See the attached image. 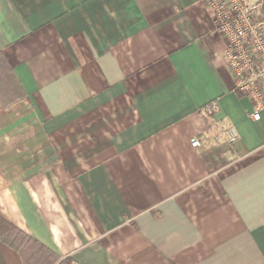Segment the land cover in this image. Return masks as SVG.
<instances>
[{
	"label": "crops",
	"instance_id": "crops-1",
	"mask_svg": "<svg viewBox=\"0 0 264 264\" xmlns=\"http://www.w3.org/2000/svg\"><path fill=\"white\" fill-rule=\"evenodd\" d=\"M225 47L201 0H0V213L76 264H264V109Z\"/></svg>",
	"mask_w": 264,
	"mask_h": 264
},
{
	"label": "built area",
	"instance_id": "built-area-1",
	"mask_svg": "<svg viewBox=\"0 0 264 264\" xmlns=\"http://www.w3.org/2000/svg\"><path fill=\"white\" fill-rule=\"evenodd\" d=\"M212 14L216 31L226 39L223 58L231 72L235 89L248 96L253 105L251 116L259 119L264 109V0H201ZM219 109L216 100L205 104L201 113L214 117ZM219 132L213 138L219 140L220 132L234 144L239 134L234 126L219 119ZM200 146V138L192 142Z\"/></svg>",
	"mask_w": 264,
	"mask_h": 264
},
{
	"label": "trees",
	"instance_id": "trees-1",
	"mask_svg": "<svg viewBox=\"0 0 264 264\" xmlns=\"http://www.w3.org/2000/svg\"><path fill=\"white\" fill-rule=\"evenodd\" d=\"M0 240L15 250L24 264H76L60 256L0 213Z\"/></svg>",
	"mask_w": 264,
	"mask_h": 264
}]
</instances>
